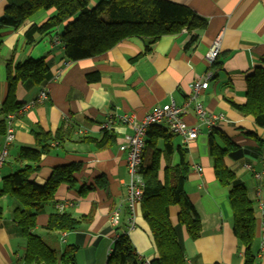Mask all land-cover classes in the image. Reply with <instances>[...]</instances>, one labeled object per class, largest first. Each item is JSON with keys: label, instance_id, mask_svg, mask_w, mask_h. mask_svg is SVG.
Returning <instances> with one entry per match:
<instances>
[{"label": "crops", "instance_id": "1", "mask_svg": "<svg viewBox=\"0 0 264 264\" xmlns=\"http://www.w3.org/2000/svg\"><path fill=\"white\" fill-rule=\"evenodd\" d=\"M170 1L191 7L208 21L205 29L193 32L197 34L193 44L187 45L192 32L183 29L154 43L131 37L100 56L70 61L60 38L63 26L37 36L31 45L26 42L27 30L44 23L53 10H39L19 28L0 30V108L7 96L9 58L13 57L15 62L46 58L50 65L45 84L23 82L17 86V100L24 106L14 113L15 139L9 147L7 161L0 168V179L27 164L35 165L20 160L18 152L22 146L36 145L34 133L39 130L55 135L65 127L72 132L61 144L55 142L49 154L43 155L31 181L44 184L55 167L83 163V169L76 174V186L61 184L55 200L46 203L37 216L33 230L55 250L59 260L67 248L76 247V264H106L115 240L123 233L129 235L139 264H149L156 257L157 249L143 217L141 202L134 212L126 202L127 155L119 147L132 133L131 126L117 122L108 130L115 136L114 142L102 149L83 139L102 137L106 130L103 125L110 116L126 114L142 119L171 99L178 105L184 104L191 93L190 83L210 72L213 76L201 100L208 111L225 116L215 127L246 150L242 158L228 159V164L244 181L254 202L257 237L253 254L257 264H264V173L258 178L247 167L264 172V127L258 126L252 115H244L233 106L246 103V77L257 67H264V0ZM7 4L8 0H0V18ZM95 4L93 0L92 5ZM218 36L222 38L221 51L210 66L206 53ZM66 62H69L67 66ZM61 67L63 73L56 76ZM92 72H99L98 81L88 80L87 75ZM45 85L49 90L48 99L31 105ZM185 120L196 123L192 107ZM79 129L84 133H79ZM210 132L203 128L188 144L183 137L175 135L174 152L169 161L162 157L159 177L164 179L167 164H180L184 152L190 166L186 191L202 221L199 238L189 237L185 228L181 232L187 263L244 264L245 249L234 233L229 189L215 175L209 150ZM4 142L5 133L0 129V151ZM63 204L65 207L61 209ZM1 205L0 264H27L26 239L14 217L18 203L10 195H4ZM117 209L120 219L113 224L111 215ZM57 212L71 213L81 222L72 231L49 230V217ZM178 214L179 207L172 206L170 219L174 225L178 224ZM131 219L134 227L129 229Z\"/></svg>", "mask_w": 264, "mask_h": 264}, {"label": "trees", "instance_id": "2", "mask_svg": "<svg viewBox=\"0 0 264 264\" xmlns=\"http://www.w3.org/2000/svg\"><path fill=\"white\" fill-rule=\"evenodd\" d=\"M92 1L8 0L0 18V30L5 27L19 28L39 10H53V14L44 23L32 25L27 30V45L35 43L37 36L63 26L60 38L66 46V55L70 61H78L100 56L131 37L149 39L154 43L165 35L177 34L183 29L192 32L187 44L191 45L197 40V34L193 32L205 29L208 25V21L191 7L170 0H96L95 5H92ZM6 67L7 96L0 108V129L3 134L7 131L5 116L17 113L24 106V103L17 100L18 84H45L50 71L46 58L15 62L11 57ZM87 78L91 82L98 81L100 74L92 72ZM246 82V103L233 106L244 115H252L255 123L264 127V67H257L246 77ZM71 132V129L65 127L55 135L43 130L36 131V145L22 146L18 152L20 160L35 165L27 164L0 179V227L3 216L1 198L10 195L18 203L14 217L26 239L27 264H76V247L67 248L59 260L55 250L33 230L37 225V216L46 203L55 200L61 184L76 186V174L83 169V163L72 162L55 167L44 184L31 181L32 174L40 168L43 155L51 152L52 143L61 144ZM249 134L256 136L255 133ZM174 136L168 129L156 125L149 130L143 151L141 173L145 188L141 204L143 217L149 225L157 249L156 257L149 264H188L181 232L185 228L192 239L199 238L202 232L201 217L186 191L190 166L184 152L181 163L175 166L167 164L164 179L159 177L162 157L169 161L174 152ZM83 140L102 149L112 144L115 136L105 130L100 138L87 136ZM209 150L216 177L229 189L233 229L245 249V264H256L253 254L257 237L254 202L244 181L228 164V159H240L246 150L216 127L209 133ZM172 206L179 207L176 225L170 219ZM80 222L81 219L71 213L57 212L50 215L47 228L72 231ZM106 264H139L127 233L117 237Z\"/></svg>", "mask_w": 264, "mask_h": 264}, {"label": "built area", "instance_id": "3", "mask_svg": "<svg viewBox=\"0 0 264 264\" xmlns=\"http://www.w3.org/2000/svg\"><path fill=\"white\" fill-rule=\"evenodd\" d=\"M222 45L221 36L216 37L209 51L206 53V60L210 66H212L218 58ZM69 62L65 63L67 66ZM63 73V67L59 68L56 72V76H60ZM212 73L206 74L204 77L195 79L190 83L191 93L189 94L186 102L182 105H178L175 99H171L170 102L164 105L157 106L150 113L146 114L142 119H136L131 115H116L110 116L104 123L103 128L111 130V128L117 123L122 122L128 124L132 128V133L127 136V139L122 143L119 149L126 153L127 168L129 173V181L126 185V202L130 211L134 212L135 207L140 203L144 196L145 180L141 173V165L143 162V151L146 144V139L149 130L156 125H165L171 133L183 137L184 142L188 144L194 141L203 128H208L211 131L219 121L224 120L223 114L212 113L207 110L205 104L201 100V94L210 85V79ZM49 97L48 87L45 85L41 88L37 97L31 102L34 105L39 102H44ZM193 108L197 121L195 124H190L185 120V115L189 110ZM14 113H10L5 116L7 131L5 134V142L0 151V168L5 164L9 156V147L15 139V128L13 125ZM79 133H84V130L79 129ZM53 143L52 145H55ZM264 165V164H263ZM251 169L255 176L261 178L263 171H254L250 165H247ZM201 171L202 167H198ZM65 205H61L60 208H64ZM264 214V212H263ZM120 219V210H115L111 215V221L116 224ZM129 229L134 227V222L130 221ZM264 243H262V247ZM245 264V263H244ZM257 264V263H256Z\"/></svg>", "mask_w": 264, "mask_h": 264}, {"label": "rangeland", "instance_id": "4", "mask_svg": "<svg viewBox=\"0 0 264 264\" xmlns=\"http://www.w3.org/2000/svg\"><path fill=\"white\" fill-rule=\"evenodd\" d=\"M177 141H179V138H177Z\"/></svg>", "mask_w": 264, "mask_h": 264}]
</instances>
